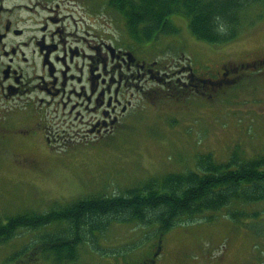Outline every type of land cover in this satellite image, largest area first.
Returning a JSON list of instances; mask_svg holds the SVG:
<instances>
[{"label":"rangeland","instance_id":"1","mask_svg":"<svg viewBox=\"0 0 264 264\" xmlns=\"http://www.w3.org/2000/svg\"><path fill=\"white\" fill-rule=\"evenodd\" d=\"M55 1L74 22L82 24L93 44L99 37L129 46L135 43L138 56L148 62L155 59L163 65L174 58L173 66L177 60L183 65L189 57L192 66L215 70L221 61L238 64L264 54V6L250 9L237 41L216 51L217 45L192 40L180 17L172 20L181 34L162 36L150 47H142L143 42L127 31L122 15L108 1ZM180 40L185 47L183 59ZM208 91L213 95L207 99L184 95L156 103V98H147L136 119L129 115L133 122L127 131L102 143H87L77 136L52 145L25 144L17 142V136L12 138L16 144L0 147V223L24 211L41 212L72 199L123 195L150 177L196 171L200 154L211 153L219 161L228 160L233 151L245 158L263 154L264 74L249 72L234 83ZM53 129L73 132L75 127L68 121L67 126ZM246 209L257 215L232 220L223 212L214 213L210 220L205 215L182 219L164 235L157 233L156 225L109 222L104 231L95 232L94 246L91 241L77 245L78 260L73 264H137L154 253L155 264H264V203ZM54 226L34 232L20 230L10 242L0 245V258L29 247L39 234L63 228Z\"/></svg>","mask_w":264,"mask_h":264},{"label":"flooded vegetation","instance_id":"2","mask_svg":"<svg viewBox=\"0 0 264 264\" xmlns=\"http://www.w3.org/2000/svg\"><path fill=\"white\" fill-rule=\"evenodd\" d=\"M76 22L55 0H0L2 149L7 143H61L71 136L102 143L127 131L147 98L159 103L189 97L188 91L204 96L201 88L226 86L253 71L264 74V54L238 64L221 61L215 70L203 67L195 72L181 60L173 66L174 58L163 65L148 62L138 56L135 43L107 42L98 36L93 44ZM68 121L73 132H55L53 128L67 126ZM16 136L17 142L12 139ZM45 236L39 234L29 247L1 256L0 264H63L54 250L41 248Z\"/></svg>","mask_w":264,"mask_h":264},{"label":"trees","instance_id":"3","mask_svg":"<svg viewBox=\"0 0 264 264\" xmlns=\"http://www.w3.org/2000/svg\"><path fill=\"white\" fill-rule=\"evenodd\" d=\"M106 1L122 15L127 31L140 42L177 33L170 19L180 17L185 19L192 40L211 46L237 41L249 10L264 6V0ZM208 90L211 88H201L204 96L188 94L209 98L213 94ZM195 166L196 171L147 178L123 195L87 196L62 205L51 204L41 212L30 210L10 216L0 223V243L8 242L20 230L38 231L60 224L62 229L46 234L40 243L41 248L54 250L56 260L65 264L78 260L77 245L91 241L94 246L95 232L104 231L109 222L156 225L157 233L163 235L182 219L205 215L203 218L210 220L214 213L223 212L232 220L257 215L246 208L264 203V153L245 158L233 151L226 161L205 153L197 157Z\"/></svg>","mask_w":264,"mask_h":264},{"label":"bare ground","instance_id":"4","mask_svg":"<svg viewBox=\"0 0 264 264\" xmlns=\"http://www.w3.org/2000/svg\"><path fill=\"white\" fill-rule=\"evenodd\" d=\"M6 224V223H5ZM34 230V229H33ZM31 248V247H30ZM29 249V248H28ZM25 251V250H24ZM19 257V256H18Z\"/></svg>","mask_w":264,"mask_h":264}]
</instances>
